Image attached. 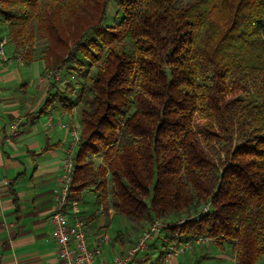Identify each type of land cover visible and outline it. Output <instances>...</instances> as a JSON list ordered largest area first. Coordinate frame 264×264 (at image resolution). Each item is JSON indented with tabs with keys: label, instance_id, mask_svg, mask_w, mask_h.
I'll list each match as a JSON object with an SVG mask.
<instances>
[{
	"label": "trees",
	"instance_id": "obj_1",
	"mask_svg": "<svg viewBox=\"0 0 264 264\" xmlns=\"http://www.w3.org/2000/svg\"><path fill=\"white\" fill-rule=\"evenodd\" d=\"M0 28L27 59L44 40L38 113L79 110L76 193L138 227L208 204L166 243L264 256V0H0Z\"/></svg>",
	"mask_w": 264,
	"mask_h": 264
},
{
	"label": "crops",
	"instance_id": "obj_2",
	"mask_svg": "<svg viewBox=\"0 0 264 264\" xmlns=\"http://www.w3.org/2000/svg\"><path fill=\"white\" fill-rule=\"evenodd\" d=\"M2 35L7 36L0 28ZM38 47H42V43L28 47L27 59L25 51L16 48L9 38L4 46L7 60L0 58V178L9 182L7 186L0 185V264H60L49 216L55 206L54 196L59 191L60 163L69 129L80 125L74 123L76 108L65 112L55 106L46 113H38L53 78L51 70L45 71L43 57L36 50ZM48 116L53 118L50 127ZM14 122L17 129L13 133L11 125ZM85 191L92 192L88 188L82 192ZM82 192L77 195L83 203ZM94 204L92 213L85 214L81 207V216L91 236L101 234L98 227L104 219L109 223L115 216L111 205L105 208L103 203H97L95 195ZM133 227L141 231L144 225ZM140 231L132 240L130 235L123 236L121 232L112 241L109 237L101 247L99 259L113 260L125 254L142 233ZM168 236L167 230L161 231L130 264H192L201 257L192 251L194 245L200 243L198 240H192V247L181 253L165 256L160 246L175 242L179 248L185 242L179 236L172 243H166ZM201 238L202 242L209 240ZM209 243L213 248L208 257L222 264L220 254H214L221 250L215 249L211 241ZM155 250H158L157 256L153 254Z\"/></svg>",
	"mask_w": 264,
	"mask_h": 264
},
{
	"label": "built area",
	"instance_id": "obj_3",
	"mask_svg": "<svg viewBox=\"0 0 264 264\" xmlns=\"http://www.w3.org/2000/svg\"><path fill=\"white\" fill-rule=\"evenodd\" d=\"M9 42L6 35L0 36V58L7 60L4 46ZM52 117L48 116L47 125L52 124ZM12 132H16L17 124L11 125ZM79 133L76 128L69 129V137L66 142L64 157L60 163L59 191L54 196L55 206L50 213L49 219L53 226L52 237L58 248L60 264H130L133 259L147 249L148 242L152 241L161 231L176 223L185 220L197 219L199 215L208 211V204L199 212L189 216H183L172 222L166 219H154L146 229L142 231L136 242L126 251L125 254L113 260L99 259L101 247L109 241L107 234L101 233L91 236L86 229L85 219L81 216L80 198L73 186L74 156L79 142ZM9 184L6 178H0V185ZM99 212H102L100 208ZM182 236V235H178ZM202 238H196L200 240ZM192 240H186L182 247L177 248L175 242L162 245L165 256L183 252L191 246Z\"/></svg>",
	"mask_w": 264,
	"mask_h": 264
},
{
	"label": "rangeland",
	"instance_id": "obj_4",
	"mask_svg": "<svg viewBox=\"0 0 264 264\" xmlns=\"http://www.w3.org/2000/svg\"><path fill=\"white\" fill-rule=\"evenodd\" d=\"M189 1H191V0H181L182 3H186ZM117 10H118V7H117L116 3L113 1H110L107 5V8H106V23L111 24L115 20V17H116L115 15H116ZM37 43L38 44H40V43L44 44V40L43 39L36 40L35 45L38 46ZM44 45H42V47ZM42 47H38L36 49V50H38L37 52H39L40 48H42ZM39 53H41V52H39ZM43 60H44V58H43ZM56 77H57V75H56ZM59 77L62 78L63 82H66L67 80H69V77L65 73H62V75H61V72H60ZM84 78L83 77L79 78V77L75 76L74 81L79 82V83H84V82H86V78L85 79ZM70 80H72V78H70ZM75 110L76 111L74 114L75 115L74 123H78V125H80V126H78V128L75 126H73V127L76 128V131L80 135V128H81L80 113H79L78 108H76ZM96 160H97L96 163L98 164V162H100V159H96ZM81 197H82L84 202L82 203V201L80 200V204H81V207H83L85 209V214H86V212L92 213L95 209L93 192H90V191L82 192ZM177 218H178V216H177ZM166 220H170V221L174 222V221H176V218H175V216H173V217L167 218ZM97 226H98V224H97ZM133 226H134V224L130 223L126 219V217H124L122 215L115 214V216L113 217V219L109 223L107 222V219H104V223H102L101 227H98V229L101 230L100 233L107 234L108 237L111 238V241L113 240L114 236L120 232L123 234V236L130 235L131 237H129V238H131V240H132L137 236V234L139 233V231L141 229V228L138 229V228L133 227ZM147 227H148V225L144 224V227L140 232H142ZM127 238H128V236H127ZM198 241L200 243H196V245H194L192 251H194L195 254H198V256L200 255L201 257H199L197 260L192 261V264H216V262H218V259L216 260L214 258L208 257V254H211L210 248H211V250L213 248L212 245L209 243L210 241L209 240L205 241V242H202L200 240H198ZM129 243H130V241H129ZM191 247H192V243H191V246L189 248H191ZM216 248L217 247L215 246V249ZM160 250H162V246H160ZM140 253H142V252H140ZM153 254H155L157 256L158 250H155V252ZM214 254L215 255L220 254L219 258L222 259V262H221L222 264L223 263L224 264L225 263L226 264H234V262H235V258L232 254L230 245H226L225 250L223 252L215 251ZM255 264H264V256H262Z\"/></svg>",
	"mask_w": 264,
	"mask_h": 264
}]
</instances>
